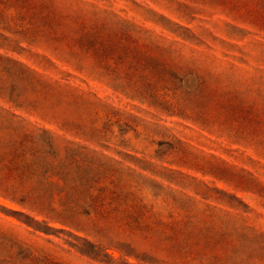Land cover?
<instances>
[{"label":"rangeland","instance_id":"rangeland-1","mask_svg":"<svg viewBox=\"0 0 264 264\" xmlns=\"http://www.w3.org/2000/svg\"><path fill=\"white\" fill-rule=\"evenodd\" d=\"M257 5L0 0V264H264ZM96 25L135 52L83 55ZM150 45L173 50L181 90L148 72Z\"/></svg>","mask_w":264,"mask_h":264},{"label":"trees","instance_id":"trees-1","mask_svg":"<svg viewBox=\"0 0 264 264\" xmlns=\"http://www.w3.org/2000/svg\"><path fill=\"white\" fill-rule=\"evenodd\" d=\"M258 0V5L254 8L243 9L245 11L244 16L250 19L252 24L264 27V3ZM106 25H96L89 30L84 26L82 31V54L88 57L95 58L99 65L108 67V62L116 56L117 53L121 54L117 57L118 61L123 62L127 54H131V36L123 34L122 37H117L116 34L112 33L110 29H107ZM179 28L186 30L190 35L192 40L202 42L191 29L179 26ZM131 42V43H129ZM127 43H129L127 45ZM138 47L136 44L135 48ZM139 48V47H138ZM164 53L167 57L164 60L156 61L153 54L154 48L151 45L146 47V52L149 55L148 61L146 63V69L148 72L156 77L159 75L158 79L164 85V90L177 92L183 88V80L185 77V68L177 65L176 63L170 62V56L173 54L171 48H163ZM158 67L161 69L158 72ZM191 73L198 74V89L200 92L206 91L209 87L208 85V75L204 71L198 70L197 68L190 69ZM157 72V73H156ZM150 89H148L149 91ZM148 91L136 90L135 94L137 96H144L148 94ZM153 98V97H152ZM29 226L33 227L35 231H43L49 234L53 231L48 224L43 227L42 224L34 219L27 223Z\"/></svg>","mask_w":264,"mask_h":264}]
</instances>
